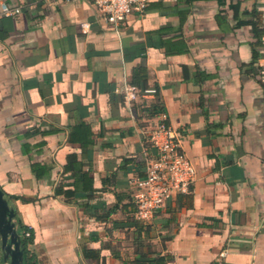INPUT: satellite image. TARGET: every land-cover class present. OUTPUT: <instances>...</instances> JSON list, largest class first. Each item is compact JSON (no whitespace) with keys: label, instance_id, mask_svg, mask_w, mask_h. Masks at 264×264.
I'll use <instances>...</instances> for the list:
<instances>
[{"label":"crops","instance_id":"1","mask_svg":"<svg viewBox=\"0 0 264 264\" xmlns=\"http://www.w3.org/2000/svg\"><path fill=\"white\" fill-rule=\"evenodd\" d=\"M147 2L113 25L94 0H0V186L36 198L10 203L34 229L37 264H264V34L252 65L264 0ZM126 85L158 94L131 100ZM158 97L197 174L192 205L175 194L142 221L128 179L146 172L158 115L144 109ZM81 121L89 148L70 139ZM72 153L92 171V200L55 195ZM92 206L117 210L103 220Z\"/></svg>","mask_w":264,"mask_h":264},{"label":"built area","instance_id":"2","mask_svg":"<svg viewBox=\"0 0 264 264\" xmlns=\"http://www.w3.org/2000/svg\"><path fill=\"white\" fill-rule=\"evenodd\" d=\"M101 11L102 19L113 25H120L134 13L145 14L147 0H94ZM20 7L3 3L5 15L19 13ZM88 32L89 23L82 24ZM264 28V24H263ZM129 99L136 100L140 95H151L156 88H148L142 93L133 85H126ZM152 152L146 154V172L143 177L133 175L129 179L135 215L142 221H150L166 206L167 201L178 193H188L196 180V167L182 144L180 130L168 122L165 110L157 116V121L149 133Z\"/></svg>","mask_w":264,"mask_h":264},{"label":"trees","instance_id":"3","mask_svg":"<svg viewBox=\"0 0 264 264\" xmlns=\"http://www.w3.org/2000/svg\"><path fill=\"white\" fill-rule=\"evenodd\" d=\"M189 1V0H188ZM193 1V0H191ZM148 10V5L146 7V10ZM254 34L255 37L257 38L256 41L253 44V59H252V65H254L255 61L260 57V54L258 53L256 49V45H259L262 41V37L264 34V29H260L256 27L254 29ZM148 89V87H143L141 91H144ZM158 94V89L157 93ZM145 115L148 116L149 118H154L156 117L161 111L165 110L163 101L161 100L160 97H158L157 101L152 104L150 107H147L144 109ZM82 123H79L78 126L74 127L72 133H71V140H76L81 142L83 147L89 148L93 144V139L91 140V128L88 126L85 122L81 121ZM86 163L81 160L78 156L77 153H72L68 156V161L64 166V180L60 181L56 186H55V195L56 196H61L64 195L68 201L71 199H79V198H85L86 200H92L96 197V193L98 189L94 187V177L92 175L91 169L85 170ZM138 165V170L140 171L139 173L135 174L137 176L143 177L145 174L142 172V168L140 164ZM35 167V166H34ZM125 168V167H124ZM36 175L39 177L43 176L40 174L39 169H35ZM127 170V169H126ZM129 170V169H128ZM127 170V171H128ZM69 173L67 177L65 174ZM70 178H73V184L75 185V190L68 191L65 189L67 185H69V181H66ZM129 182V179H128ZM2 188V187H1ZM192 186L190 187V192L188 193H178L177 194V202L180 206H183L185 204L192 205L193 202V195L191 193ZM104 190V189H103ZM6 198L8 199L10 203V199H20L23 202H32L35 201L36 198L34 197H27V196H20V195H12L8 196L5 193ZM129 198L130 203L135 207L133 201H132V191L128 192L126 195ZM10 206L15 209V217H14V222L17 228V231L20 235L21 239V248L24 251V264H37V255L35 253H32L29 246L30 244L33 243L34 241V229L28 225H26L21 217L19 216L16 208L10 203ZM105 207V203L102 205ZM98 207L92 206V211L91 214L92 216H96L99 219L105 220L106 218H109L112 213L116 212L117 208L111 207L108 208L104 213L99 215L97 213ZM104 209V208H103ZM138 219V218H137ZM140 220V219H138ZM83 254L85 258L88 260H94V261H100L102 259L101 252L99 249H94V248H88V247H83ZM167 257L162 255L154 258L151 260V262H154V264H163L166 262Z\"/></svg>","mask_w":264,"mask_h":264},{"label":"water","instance_id":"4","mask_svg":"<svg viewBox=\"0 0 264 264\" xmlns=\"http://www.w3.org/2000/svg\"><path fill=\"white\" fill-rule=\"evenodd\" d=\"M15 214V209L10 206L0 186V237L4 258L10 264H24V251L14 222Z\"/></svg>","mask_w":264,"mask_h":264}]
</instances>
